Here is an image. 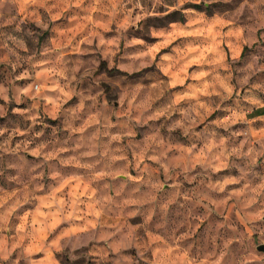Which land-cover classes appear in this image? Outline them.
<instances>
[{"label": "clouds", "instance_id": "9594fccd", "mask_svg": "<svg viewBox=\"0 0 264 264\" xmlns=\"http://www.w3.org/2000/svg\"><path fill=\"white\" fill-rule=\"evenodd\" d=\"M262 41L264 0H0V264H264Z\"/></svg>", "mask_w": 264, "mask_h": 264}, {"label": "rangeland", "instance_id": "374dc122", "mask_svg": "<svg viewBox=\"0 0 264 264\" xmlns=\"http://www.w3.org/2000/svg\"><path fill=\"white\" fill-rule=\"evenodd\" d=\"M262 43H264V41H262ZM0 73H2V74H0V81L5 80L7 78V73L5 72V70L0 68ZM0 103H2V102H0Z\"/></svg>", "mask_w": 264, "mask_h": 264}]
</instances>
